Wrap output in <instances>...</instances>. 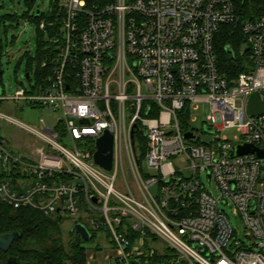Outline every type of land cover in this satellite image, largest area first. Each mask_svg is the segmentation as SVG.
<instances>
[{
    "label": "built area",
    "instance_id": "1",
    "mask_svg": "<svg viewBox=\"0 0 264 264\" xmlns=\"http://www.w3.org/2000/svg\"><path fill=\"white\" fill-rule=\"evenodd\" d=\"M53 1L51 24L59 21V30L50 37L53 55L41 63L49 67L45 85L29 72L26 86L11 96L0 92V205L63 221L76 216L91 234L83 264H264V155L229 156L237 142L264 151V113H247L251 94L264 100V8L240 21L244 69L228 79L215 34L238 21L231 0ZM11 101L61 117L37 130L4 112ZM200 102L209 104L200 131L207 140L189 125ZM3 121L32 133L43 148L10 147ZM233 126L235 141L220 137ZM105 132L112 136L109 170L93 158ZM119 169L125 192L114 186ZM228 202L247 241L234 238Z\"/></svg>",
    "mask_w": 264,
    "mask_h": 264
},
{
    "label": "trees",
    "instance_id": "2",
    "mask_svg": "<svg viewBox=\"0 0 264 264\" xmlns=\"http://www.w3.org/2000/svg\"><path fill=\"white\" fill-rule=\"evenodd\" d=\"M238 17L237 23H226L220 26L215 34V51L220 71L228 78L244 69L245 58L238 55L237 50L242 45L243 35L240 31V21L256 18L264 8V0H231ZM34 0H28L32 8ZM55 3L50 1L48 9L23 12L22 16L16 13L0 15V32L3 30L4 39L0 34V57L4 40L8 42L6 33L9 28L16 27L20 20L31 21L35 25L36 49L35 57L25 51L22 57L28 60L24 73L30 72L43 87L49 67H41L45 59L53 55L54 45L50 41L52 35H57L59 21L53 25L56 11ZM9 24L6 25L5 22ZM43 27H40V23ZM15 36H12L11 43ZM226 45L233 51L234 56L228 55ZM63 219L57 216H46L41 211L30 208L13 209L7 205H0V233L17 231L19 237L15 239L7 251L0 250V264H6L8 257L13 256L22 262L35 264H83L85 261L84 240L77 231L70 232L67 240L62 236Z\"/></svg>",
    "mask_w": 264,
    "mask_h": 264
},
{
    "label": "rangeland",
    "instance_id": "3",
    "mask_svg": "<svg viewBox=\"0 0 264 264\" xmlns=\"http://www.w3.org/2000/svg\"><path fill=\"white\" fill-rule=\"evenodd\" d=\"M50 1L51 0H34L32 8H30L28 0H0V15H4L6 13H16L17 15L22 16L23 12L29 11V13H32V11L37 9H39V11H43L48 9ZM5 24L8 25L9 22L6 21ZM0 34L4 39L3 30ZM6 36L8 42L4 40L2 56L0 57V70H2L0 92L2 95L11 96L14 94L16 88L22 85H27V81L22 75L28 66V60L26 57H22V55L25 51H28L31 57H35V25L31 21L27 20V18L24 20L22 19L16 27L8 29ZM12 36H15V40L11 43L10 41H12ZM142 91L146 92V89L143 88ZM2 108L5 113L9 114L17 121L37 130H41L43 126L52 127L61 117L60 112H55L48 107H30L28 105L20 106L18 103H14L12 101L7 105H3ZM208 113L209 104L207 102L198 103L195 109L191 112L189 125L195 130H198L197 135L201 137V140H207L209 138L205 133H201L200 135L202 125L207 121ZM238 134L237 127L235 126L225 127L221 129L219 133L220 137L225 136L229 142L235 141V137ZM1 136L8 141L10 147L17 151L23 152L25 151L24 149L30 147L36 150L43 148L42 141L39 138H36L29 131L9 121H3ZM60 142L66 146L71 145L70 142L66 140H62ZM125 171L128 184L131 186L133 191H136L137 188L130 173L129 166H125ZM143 172L154 174L155 171L147 169L146 166H143ZM201 178L206 183L205 174L202 173ZM123 182V176L121 170L119 169L114 186L117 190L125 192L126 189ZM206 187L215 194H218L214 182L210 185L206 183ZM224 209L232 228L236 231L234 238L247 241V238L243 236L242 220L233 208L231 202H228V204L224 206ZM75 219L76 216L64 219L62 223V236L64 240L68 239L70 235V228ZM81 220L84 222L86 221L85 218H82ZM99 242L100 245L105 244L102 236L99 237ZM104 264H106V262Z\"/></svg>",
    "mask_w": 264,
    "mask_h": 264
},
{
    "label": "water",
    "instance_id": "4",
    "mask_svg": "<svg viewBox=\"0 0 264 264\" xmlns=\"http://www.w3.org/2000/svg\"><path fill=\"white\" fill-rule=\"evenodd\" d=\"M226 52L230 56H234V51L225 47ZM1 73L0 70V81H1ZM29 72L23 73L22 76L28 77ZM264 95V93H263ZM247 113L249 116L258 115L264 113V100H260L258 93H253L249 96L248 99V106H247ZM205 131L213 132L212 128L204 127ZM186 137H191L190 133L185 134ZM247 152H253L257 156H263L264 151L258 149L252 144H246L242 142H237L233 145V149L229 152V156H234L237 154H244ZM94 162L99 166L103 167L104 169L109 170L112 165V136L110 133L105 132L103 136L96 140V151L94 152ZM151 192L154 194L156 191V185H153L150 188ZM99 202V201H97ZM77 231L81 238L85 241H88L91 238V234L88 232L85 225L81 222L74 223L71 228L70 232ZM20 233L17 231L13 232H5L0 233V250L7 251L12 244V242L19 237ZM6 264H35L33 262H22L19 261L17 258L10 256L8 257Z\"/></svg>",
    "mask_w": 264,
    "mask_h": 264
}]
</instances>
